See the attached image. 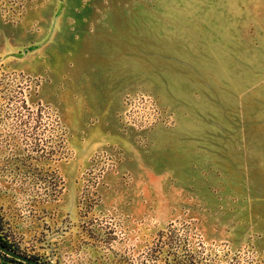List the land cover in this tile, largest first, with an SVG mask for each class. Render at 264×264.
Segmentation results:
<instances>
[{"label": "rangeland", "instance_id": "obj_1", "mask_svg": "<svg viewBox=\"0 0 264 264\" xmlns=\"http://www.w3.org/2000/svg\"><path fill=\"white\" fill-rule=\"evenodd\" d=\"M72 1L125 30L136 84L102 120L138 157L120 171L101 118L74 116L70 56L38 47L46 0H0L4 237L47 264H264V0Z\"/></svg>", "mask_w": 264, "mask_h": 264}, {"label": "crops", "instance_id": "obj_2", "mask_svg": "<svg viewBox=\"0 0 264 264\" xmlns=\"http://www.w3.org/2000/svg\"><path fill=\"white\" fill-rule=\"evenodd\" d=\"M44 5L51 7L49 14L39 12L46 7L35 11L44 17L40 23L44 28L41 36H45V40L38 43V47L58 46L70 56L71 73L67 78L62 77L61 83H69L72 92L76 93L72 99L74 116L101 120L116 117L123 93L128 85L136 84L135 78L126 74L122 63L125 59L122 55L125 30L110 28L108 13L96 17L76 13L77 3L74 4L72 0H46ZM80 59L86 63L79 68ZM59 99L56 94V103L61 105ZM98 126L92 139L101 147L113 143L122 145L126 150V158L120 164V171L129 170L130 163L138 157L132 137L117 124H111L113 129L108 132L105 119ZM118 177V172L114 171L108 174L107 179L112 181Z\"/></svg>", "mask_w": 264, "mask_h": 264}, {"label": "water", "instance_id": "obj_3", "mask_svg": "<svg viewBox=\"0 0 264 264\" xmlns=\"http://www.w3.org/2000/svg\"><path fill=\"white\" fill-rule=\"evenodd\" d=\"M0 251L4 254L8 255L9 257H12L22 263L26 264H47L45 262H42L36 258H32L28 255L22 254L19 251L15 250L14 248L6 245L0 240Z\"/></svg>", "mask_w": 264, "mask_h": 264}, {"label": "built area", "instance_id": "obj_4", "mask_svg": "<svg viewBox=\"0 0 264 264\" xmlns=\"http://www.w3.org/2000/svg\"><path fill=\"white\" fill-rule=\"evenodd\" d=\"M56 124L58 125L59 122L56 121ZM100 161H103L105 163L108 162V165H110L111 163H113V160H112L111 156L108 155V154H100L98 157H96L95 162L98 163ZM62 188H63L62 183L59 182V184H58V186H57V188L55 190V195L58 196L61 193V189ZM0 264H11V263L6 262L4 256L0 253Z\"/></svg>", "mask_w": 264, "mask_h": 264}, {"label": "flooded vegetation", "instance_id": "obj_5", "mask_svg": "<svg viewBox=\"0 0 264 264\" xmlns=\"http://www.w3.org/2000/svg\"><path fill=\"white\" fill-rule=\"evenodd\" d=\"M0 236H2V238L5 239V240L9 243L8 239L4 237V234H3L2 230H1V226H0ZM1 241H2V240H1ZM2 242H3V241H2ZM3 243H4V242H3ZM6 245H7V244H6ZM8 246H9V245H8ZM10 247H12V246H10ZM12 248H14V247H12ZM0 253L4 256L6 262H8V263L11 262V263H13V262L16 261V259H14V258H12V257H9L8 255L4 254L3 252L0 251ZM17 261H18V260H17ZM19 262H20V261H19ZM20 263H22V262H20ZM24 264H26V263H24Z\"/></svg>", "mask_w": 264, "mask_h": 264}, {"label": "trees", "instance_id": "obj_6", "mask_svg": "<svg viewBox=\"0 0 264 264\" xmlns=\"http://www.w3.org/2000/svg\"><path fill=\"white\" fill-rule=\"evenodd\" d=\"M0 240H2L5 244L9 245V246H12L10 243H8L5 239L2 238V236H0ZM24 264V263H22Z\"/></svg>", "mask_w": 264, "mask_h": 264}]
</instances>
